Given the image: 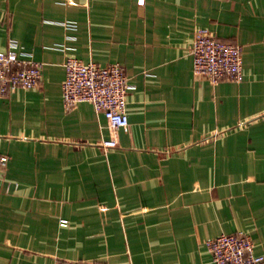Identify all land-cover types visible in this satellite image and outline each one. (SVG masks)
I'll list each match as a JSON object with an SVG mask.
<instances>
[{
    "label": "crops",
    "instance_id": "0c3cea01",
    "mask_svg": "<svg viewBox=\"0 0 264 264\" xmlns=\"http://www.w3.org/2000/svg\"><path fill=\"white\" fill-rule=\"evenodd\" d=\"M196 28L240 45L239 82L192 73ZM9 41L42 67L0 97V264H213L238 233L264 255V0H0ZM67 57L122 66L126 128L64 107Z\"/></svg>",
    "mask_w": 264,
    "mask_h": 264
},
{
    "label": "built area",
    "instance_id": "2783aa9c",
    "mask_svg": "<svg viewBox=\"0 0 264 264\" xmlns=\"http://www.w3.org/2000/svg\"><path fill=\"white\" fill-rule=\"evenodd\" d=\"M143 0H137L141 4ZM192 73L205 76L212 84L224 78L239 82L242 78L241 47L225 42L206 28H196L189 49ZM64 78L60 85L61 101L65 108L89 103L96 114L102 115L113 131L126 128V96L131 88L119 63L99 66L83 63L74 57L64 61ZM42 64L17 49L14 41L0 50V97L16 89H33L39 85ZM113 148L112 138L102 141ZM8 156L0 154V175L6 169ZM65 220H60L64 225ZM213 264H264V255H256L250 238L244 234H219L206 242ZM54 264H87L75 260H57Z\"/></svg>",
    "mask_w": 264,
    "mask_h": 264
}]
</instances>
